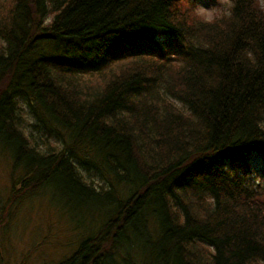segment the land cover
I'll return each mask as SVG.
<instances>
[{"label":"trees","instance_id":"16d2710c","mask_svg":"<svg viewBox=\"0 0 264 264\" xmlns=\"http://www.w3.org/2000/svg\"><path fill=\"white\" fill-rule=\"evenodd\" d=\"M188 2L0 4L11 193L94 218L56 264H264V181L248 176L264 164V11L233 0L207 25ZM19 99L55 142L26 132Z\"/></svg>","mask_w":264,"mask_h":264},{"label":"rangeland","instance_id":"374dc122","mask_svg":"<svg viewBox=\"0 0 264 264\" xmlns=\"http://www.w3.org/2000/svg\"><path fill=\"white\" fill-rule=\"evenodd\" d=\"M188 3L194 7L197 4L205 8L219 6L217 0H190ZM0 4L3 6L6 0H0ZM168 60L183 62L179 58ZM175 104L184 109L181 103ZM19 105L26 132L31 133L38 145L44 147L48 142H55L54 134L38 127L39 123L31 115L27 103L19 99ZM11 162L9 151L0 148V264H56L71 254L79 241L89 234L94 218L91 220L90 213L85 211L82 216V211L69 210L62 199L49 190L23 194L25 199L12 195ZM248 166L249 178L262 183L263 162L250 161ZM84 176L86 180L93 179L95 184L101 183L99 178L85 172Z\"/></svg>","mask_w":264,"mask_h":264},{"label":"clouds","instance_id":"9594fccd","mask_svg":"<svg viewBox=\"0 0 264 264\" xmlns=\"http://www.w3.org/2000/svg\"><path fill=\"white\" fill-rule=\"evenodd\" d=\"M217 2L219 6L212 8H205L199 4L195 6L193 12L200 22L212 25L215 24L217 20L232 15L231 9L234 5L231 3V0H217ZM255 3L261 11H264V0H255ZM248 55L251 56V53Z\"/></svg>","mask_w":264,"mask_h":264}]
</instances>
